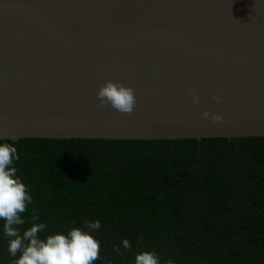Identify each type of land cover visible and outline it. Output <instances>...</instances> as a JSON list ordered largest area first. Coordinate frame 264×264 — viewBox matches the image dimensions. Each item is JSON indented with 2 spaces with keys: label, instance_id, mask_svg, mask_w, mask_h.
Here are the masks:
<instances>
[{
  "label": "water",
  "instance_id": "1",
  "mask_svg": "<svg viewBox=\"0 0 264 264\" xmlns=\"http://www.w3.org/2000/svg\"><path fill=\"white\" fill-rule=\"evenodd\" d=\"M107 80L133 88L131 114L100 106ZM9 132L0 143L264 137V0H0Z\"/></svg>",
  "mask_w": 264,
  "mask_h": 264
},
{
  "label": "trees",
  "instance_id": "2",
  "mask_svg": "<svg viewBox=\"0 0 264 264\" xmlns=\"http://www.w3.org/2000/svg\"><path fill=\"white\" fill-rule=\"evenodd\" d=\"M10 143L32 197L21 233L43 223L45 239L99 220L94 264H134L143 251L161 264H264V137ZM4 223L0 264H12L20 253L9 254Z\"/></svg>",
  "mask_w": 264,
  "mask_h": 264
},
{
  "label": "clouds",
  "instance_id": "3",
  "mask_svg": "<svg viewBox=\"0 0 264 264\" xmlns=\"http://www.w3.org/2000/svg\"><path fill=\"white\" fill-rule=\"evenodd\" d=\"M193 104L199 103L200 97L194 91L187 93ZM97 99L100 106L111 108L126 114H131L137 105L136 95L132 87L125 86L120 82L107 80L99 88ZM213 99L221 102L220 96ZM204 117L209 116L206 110L202 113ZM214 122L222 121L219 114H212ZM14 134H0V139H13ZM17 149L11 143H0V220H4V233L8 240V252L16 257L12 264H94L100 258L101 243L91 232L100 228V221L86 222L87 231L73 227L67 234L56 233L48 235L45 239L38 236L44 228L43 223H33L30 228L20 232L16 226L25 224L21 214L32 202V197L27 186L16 175L17 169L10 167L16 155ZM36 217H33L35 220ZM125 249H131L129 240L122 241ZM119 252V247H116ZM134 264H161L158 254L155 251H143L135 256ZM167 264H172L168 261Z\"/></svg>",
  "mask_w": 264,
  "mask_h": 264
}]
</instances>
